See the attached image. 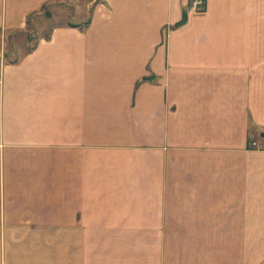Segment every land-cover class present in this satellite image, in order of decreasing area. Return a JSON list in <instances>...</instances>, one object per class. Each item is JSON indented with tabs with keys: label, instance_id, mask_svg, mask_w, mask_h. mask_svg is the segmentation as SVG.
Listing matches in <instances>:
<instances>
[{
	"label": "crops",
	"instance_id": "1",
	"mask_svg": "<svg viewBox=\"0 0 264 264\" xmlns=\"http://www.w3.org/2000/svg\"><path fill=\"white\" fill-rule=\"evenodd\" d=\"M79 1L0 0V264H264V0Z\"/></svg>",
	"mask_w": 264,
	"mask_h": 264
},
{
	"label": "rangeland",
	"instance_id": "2",
	"mask_svg": "<svg viewBox=\"0 0 264 264\" xmlns=\"http://www.w3.org/2000/svg\"><path fill=\"white\" fill-rule=\"evenodd\" d=\"M87 1L88 0L79 1L80 10L83 9V6L86 5ZM203 10H204V6H203ZM72 12L73 11L70 6L61 5V4H50L45 7V9L43 10V13L37 19L38 22H37L36 27L38 26L41 27V30H42L41 33L44 35H47L51 27L65 22L66 18L73 20L71 16ZM39 31L36 28L35 29L33 28L31 31V34L29 33L28 35L29 36L28 40L33 41V42L36 41V38L39 37ZM3 39H6V38H3ZM6 42H7V39H6Z\"/></svg>",
	"mask_w": 264,
	"mask_h": 264
},
{
	"label": "built area",
	"instance_id": "3",
	"mask_svg": "<svg viewBox=\"0 0 264 264\" xmlns=\"http://www.w3.org/2000/svg\"><path fill=\"white\" fill-rule=\"evenodd\" d=\"M203 2L201 0H194L193 4L191 5V11L193 12H203ZM202 7V9H201ZM251 147L253 148H264V144H258L257 142H251Z\"/></svg>",
	"mask_w": 264,
	"mask_h": 264
},
{
	"label": "trees",
	"instance_id": "4",
	"mask_svg": "<svg viewBox=\"0 0 264 264\" xmlns=\"http://www.w3.org/2000/svg\"><path fill=\"white\" fill-rule=\"evenodd\" d=\"M185 22H186V15L183 17V19L181 20V22L177 24V27L183 25Z\"/></svg>",
	"mask_w": 264,
	"mask_h": 264
},
{
	"label": "water",
	"instance_id": "5",
	"mask_svg": "<svg viewBox=\"0 0 264 264\" xmlns=\"http://www.w3.org/2000/svg\"><path fill=\"white\" fill-rule=\"evenodd\" d=\"M263 137H264V135H263Z\"/></svg>",
	"mask_w": 264,
	"mask_h": 264
}]
</instances>
